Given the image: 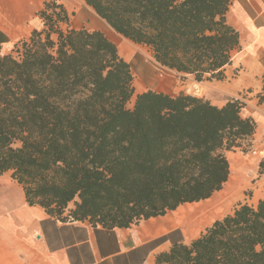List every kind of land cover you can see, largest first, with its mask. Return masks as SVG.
Masks as SVG:
<instances>
[{
	"label": "trees",
	"instance_id": "trees-1",
	"mask_svg": "<svg viewBox=\"0 0 264 264\" xmlns=\"http://www.w3.org/2000/svg\"><path fill=\"white\" fill-rule=\"evenodd\" d=\"M85 1L196 82L223 81L240 47L227 22L232 0ZM38 16L41 31L0 50V176L12 173L29 206L61 222L128 229L223 190L226 152L251 147L257 130L243 102L135 95L131 65L104 32L71 28L56 0ZM258 99L264 105V75ZM154 264H264V199L238 204L190 243L178 235Z\"/></svg>",
	"mask_w": 264,
	"mask_h": 264
},
{
	"label": "crops",
	"instance_id": "crops-1",
	"mask_svg": "<svg viewBox=\"0 0 264 264\" xmlns=\"http://www.w3.org/2000/svg\"><path fill=\"white\" fill-rule=\"evenodd\" d=\"M50 1L0 0L2 54H10L17 43L29 39L34 30L44 28L38 13ZM56 1L71 15V28L102 31L115 44L125 45L122 54L117 44L121 56L131 65L135 95L152 90L177 96L181 92L187 94L186 89L198 83L199 96L215 106L241 100L245 105L243 116L253 118L257 124L255 139L264 129V105L258 99L264 75V0H232L227 22L239 33L240 47L233 51L232 63L225 67L223 81L204 82L166 68L167 76L160 79L145 61L143 50L151 52L148 47L124 41L113 29L117 35L111 33L109 25L85 0ZM252 142L256 149V141ZM233 155L226 154L231 174L222 191L232 184L238 199L243 189L251 185L256 205L264 199V176L249 182L247 169L252 162ZM11 174L0 176V264H154L156 255L168 251L178 238L180 228L170 221L174 211L128 229L108 230L100 225L93 227L88 221L61 222L43 208L29 206L22 186Z\"/></svg>",
	"mask_w": 264,
	"mask_h": 264
},
{
	"label": "rangeland",
	"instance_id": "rangeland-1",
	"mask_svg": "<svg viewBox=\"0 0 264 264\" xmlns=\"http://www.w3.org/2000/svg\"><path fill=\"white\" fill-rule=\"evenodd\" d=\"M110 32L116 34L112 30H110ZM106 36L111 40V37L108 34H106ZM117 44H119V42ZM119 45H120V51L121 52L126 50L124 44L120 43ZM143 53L145 54L146 63L152 67L155 74L158 76L160 66L154 60L152 53L146 48L143 50ZM122 54H123V52H122ZM189 87H191V86H189ZM189 95H192V94H189ZM194 96H196V95H194ZM197 97H201V96H199V94H198ZM135 99H136V96H134L132 98V100L129 102V104H128L129 109L133 108ZM239 101H241V100H239ZM254 137H253L252 141H256V144H255L256 149L253 148V142H251V144H252L251 147L243 146V148H237V149H234L233 151H229V152H232L233 154H235L233 156H236V155L239 156L238 158L240 160H245L246 162H249V161L252 162L251 166L247 169V171H251V173H252L251 176H249L250 178L248 179L249 182H251V183L255 182L257 179H259L260 177L262 178V176H264V163L263 164L261 163V161L263 160L262 157H264V151L262 152V150H264V141L262 140L260 134L258 135V137L256 139ZM253 151L257 152V155L254 154ZM226 154H227V152H226ZM230 156H232V154ZM263 187H264V181H263ZM251 189H252L251 185L249 186V188H247V189L245 188V190L243 189V193H241L240 197L236 201H234L229 208L218 213L217 216H215L213 219H211L209 221V224L207 223L204 227H202L198 232H196L193 235V237L190 235H186L183 232V230H181V229H179L178 235L182 238V240L185 243H190L192 240L199 237L201 233L205 232L206 229L210 228L216 221L222 220L225 216H227L228 214H231L233 212V210L237 207L238 204L243 203L244 201H248L249 203L248 202L247 203L249 205H254L257 201L252 199L253 198V191Z\"/></svg>",
	"mask_w": 264,
	"mask_h": 264
},
{
	"label": "bare ground",
	"instance_id": "bare-ground-1",
	"mask_svg": "<svg viewBox=\"0 0 264 264\" xmlns=\"http://www.w3.org/2000/svg\"><path fill=\"white\" fill-rule=\"evenodd\" d=\"M109 29L112 30L111 28ZM121 38L124 39V41H127L125 38ZM248 174L251 176V171ZM236 191V188L233 187L232 184H229L226 190L215 194L208 200L198 203L184 204V206H181L174 211L170 221L183 230L186 235L193 237V235L202 227L207 223L209 224V221L217 216L218 213L231 206V204L237 199Z\"/></svg>",
	"mask_w": 264,
	"mask_h": 264
},
{
	"label": "built area",
	"instance_id": "built-area-1",
	"mask_svg": "<svg viewBox=\"0 0 264 264\" xmlns=\"http://www.w3.org/2000/svg\"><path fill=\"white\" fill-rule=\"evenodd\" d=\"M166 76H167V72L164 70V67L160 66V70H159L158 77L160 79H164ZM186 92L188 94H192V95H198V94H200L199 84L198 83H195V84L191 85V87H188L187 88ZM260 136H261L262 140L264 141V129L261 131ZM253 153L257 155V152L253 151ZM263 159H264V157H263Z\"/></svg>",
	"mask_w": 264,
	"mask_h": 264
}]
</instances>
